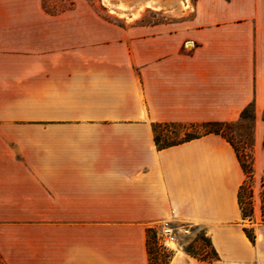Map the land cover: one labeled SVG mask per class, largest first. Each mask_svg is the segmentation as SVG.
<instances>
[{"label":"crops","instance_id":"1","mask_svg":"<svg viewBox=\"0 0 264 264\" xmlns=\"http://www.w3.org/2000/svg\"><path fill=\"white\" fill-rule=\"evenodd\" d=\"M251 104L264 179V0H195L150 23L0 0V264H150L165 222L199 226L218 256L176 242L169 264H264L234 147L209 134L159 149L153 128L236 123Z\"/></svg>","mask_w":264,"mask_h":264},{"label":"rangeland","instance_id":"2","mask_svg":"<svg viewBox=\"0 0 264 264\" xmlns=\"http://www.w3.org/2000/svg\"><path fill=\"white\" fill-rule=\"evenodd\" d=\"M110 2L113 4L112 6L104 4L103 0H39V9L40 14H97L114 22L121 23L139 19L143 23H150L158 21L159 18L176 20L187 15L195 0H110ZM147 3H150V5H146ZM122 4L126 5L125 11ZM254 127L253 122L246 119L217 129L224 133L236 150L248 154V158L245 160L253 168L251 169L253 179L244 196V207L248 209V203L251 202L254 211L255 206L258 209L260 208L262 221H264V179L262 174L255 170L253 160ZM153 128L157 137L161 140V145L164 142L167 144L182 142L186 140V134L192 136L204 134V129L195 125H161ZM171 227L174 230L176 241L184 249H192L203 256L211 254L212 248L209 238L199 226L180 223L171 225ZM184 228L189 230L190 233H183L182 229ZM156 252L157 250L154 249V253ZM158 254L168 262V252L158 251Z\"/></svg>","mask_w":264,"mask_h":264},{"label":"trees","instance_id":"3","mask_svg":"<svg viewBox=\"0 0 264 264\" xmlns=\"http://www.w3.org/2000/svg\"><path fill=\"white\" fill-rule=\"evenodd\" d=\"M250 114V115H249ZM246 119H250L254 126H255V105L251 104L241 115V120H246ZM232 124V123H231ZM230 124H223V123H203V124H197L195 126L198 127H202L204 129V134L199 135V136H192L191 134H186V140H183L182 142L179 143H173V144H167V143H163L161 145V140L157 137V134L155 132V142L156 145L158 146L159 149H165L171 146H175L184 142H188L191 141L193 139H197L200 138L202 136L205 135H209V134H217V135H221L223 136L232 146L233 144L228 140V138L224 135V133L217 129L219 127H223V126H228ZM158 127H160L161 125H156ZM234 147V146H233ZM235 152L237 154L238 160L241 164V167L245 173L246 179L244 184L241 186L240 191H239V202H240V206H241V211H242V217L243 220H248V221H252L253 220V216H254V209H253V205L251 202L248 203V209H245L244 205V196L245 193L247 192V189H249V185L250 182L253 179V172H251L252 166L250 164H248V162L245 160L246 158H248V154L245 152L240 153L238 150H236V148L234 147ZM254 160V159H253ZM264 220V219H263ZM245 232L248 236V238L251 240V242H255V234H254V230L251 228H245ZM211 245V244H210ZM154 249L157 250L156 253H154ZM147 250H148V254L150 257V264H169V261L172 257V252L171 251H166L169 254V260L168 262H166L164 260V258H161V260L157 259L158 251L160 252H164L165 250L161 247V245L159 244L158 238H157V232L155 229H149L147 232ZM185 251L195 257L198 258L199 260H203V261H215L218 259L217 254L215 253V251L212 249L211 254H206V255H201L198 254L197 252L193 251L192 249H185Z\"/></svg>","mask_w":264,"mask_h":264},{"label":"built area","instance_id":"4","mask_svg":"<svg viewBox=\"0 0 264 264\" xmlns=\"http://www.w3.org/2000/svg\"><path fill=\"white\" fill-rule=\"evenodd\" d=\"M155 230L157 232L159 244L165 251H169L170 246L174 245L177 242L174 235V230L171 227V223H162L161 227ZM182 232L185 234L190 233L186 228L182 229Z\"/></svg>","mask_w":264,"mask_h":264},{"label":"bare ground","instance_id":"5","mask_svg":"<svg viewBox=\"0 0 264 264\" xmlns=\"http://www.w3.org/2000/svg\"><path fill=\"white\" fill-rule=\"evenodd\" d=\"M104 1V4H108V5H113L110 0H103ZM151 3V2H150ZM150 3H147L146 5H150ZM124 7H123V10L125 11V7L126 5L122 4ZM185 6V5H184ZM186 7V6H185ZM126 16V15H125Z\"/></svg>","mask_w":264,"mask_h":264}]
</instances>
